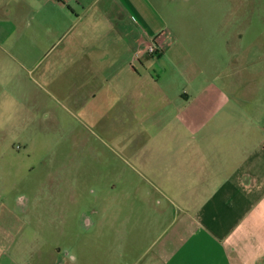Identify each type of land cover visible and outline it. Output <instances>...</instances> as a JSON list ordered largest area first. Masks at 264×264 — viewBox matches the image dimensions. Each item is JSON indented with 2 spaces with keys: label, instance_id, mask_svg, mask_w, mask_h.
Masks as SVG:
<instances>
[{
  "label": "crops",
  "instance_id": "crops-1",
  "mask_svg": "<svg viewBox=\"0 0 264 264\" xmlns=\"http://www.w3.org/2000/svg\"><path fill=\"white\" fill-rule=\"evenodd\" d=\"M178 4L0 0V88L22 82L18 71L35 68L57 43L49 63L62 72L58 82L82 89L76 104L89 99L91 115L132 136L139 190L126 192L121 208L101 210L112 219L107 234L120 231L123 264H264V50L236 53L233 78L219 72L220 83L195 79L181 58H170V78L148 79L149 68L163 67L156 59L184 51L202 73L209 34H188L189 18L168 21ZM21 120L28 125L26 110ZM14 229L0 226V264L35 255Z\"/></svg>",
  "mask_w": 264,
  "mask_h": 264
},
{
  "label": "rangeland",
  "instance_id": "rangeland-1",
  "mask_svg": "<svg viewBox=\"0 0 264 264\" xmlns=\"http://www.w3.org/2000/svg\"><path fill=\"white\" fill-rule=\"evenodd\" d=\"M171 18L178 26L176 18H189L188 34L191 28L209 34V49L199 54L203 64L197 61L202 73L184 51L156 59L163 67L149 68L148 79L170 78V58L176 65L181 58L191 62L195 79L220 83L219 72L233 78L236 53L264 50V0H179L177 14L167 20ZM150 19L166 27L162 18ZM58 46L53 44L55 50L35 62V68L19 70L22 82L7 87L6 94L0 88V226H15L23 249L31 243L26 249L35 255L18 264H75V256L77 264H123L120 231L113 228L107 234L112 219L101 210L121 208L125 193L139 190V167L128 154L132 136L112 127L105 114L91 115L89 99L85 108L75 103L82 89L60 84L62 72L49 63ZM25 110L28 125L21 122ZM89 220L98 227L91 228Z\"/></svg>",
  "mask_w": 264,
  "mask_h": 264
},
{
  "label": "built area",
  "instance_id": "built-area-1",
  "mask_svg": "<svg viewBox=\"0 0 264 264\" xmlns=\"http://www.w3.org/2000/svg\"><path fill=\"white\" fill-rule=\"evenodd\" d=\"M158 49H159L158 46L153 45V46H151V48H150V53H151V54H154L155 52H157Z\"/></svg>",
  "mask_w": 264,
  "mask_h": 264
}]
</instances>
